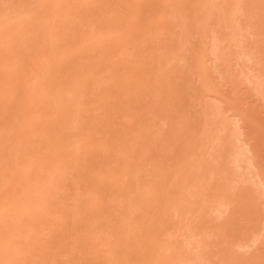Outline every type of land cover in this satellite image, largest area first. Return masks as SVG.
<instances>
[{
    "label": "rangeland",
    "instance_id": "rangeland-1",
    "mask_svg": "<svg viewBox=\"0 0 264 264\" xmlns=\"http://www.w3.org/2000/svg\"><path fill=\"white\" fill-rule=\"evenodd\" d=\"M264 0H0V264H264Z\"/></svg>",
    "mask_w": 264,
    "mask_h": 264
},
{
    "label": "bare ground",
    "instance_id": "bare-ground-1",
    "mask_svg": "<svg viewBox=\"0 0 264 264\" xmlns=\"http://www.w3.org/2000/svg\"><path fill=\"white\" fill-rule=\"evenodd\" d=\"M263 170H264V168H263Z\"/></svg>",
    "mask_w": 264,
    "mask_h": 264
}]
</instances>
